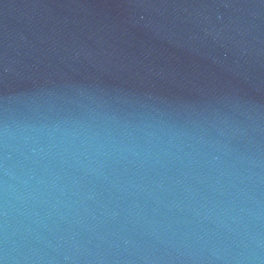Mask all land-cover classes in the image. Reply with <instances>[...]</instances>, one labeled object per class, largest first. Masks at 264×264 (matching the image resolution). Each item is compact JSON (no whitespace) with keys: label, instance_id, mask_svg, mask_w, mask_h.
<instances>
[{"label":"water","instance_id":"water-1","mask_svg":"<svg viewBox=\"0 0 264 264\" xmlns=\"http://www.w3.org/2000/svg\"><path fill=\"white\" fill-rule=\"evenodd\" d=\"M0 264H210L98 0H0Z\"/></svg>","mask_w":264,"mask_h":264}]
</instances>
